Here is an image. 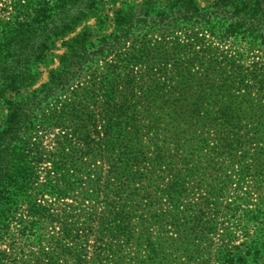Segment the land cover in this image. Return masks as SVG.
<instances>
[{
	"label": "rangeland",
	"instance_id": "rangeland-1",
	"mask_svg": "<svg viewBox=\"0 0 264 264\" xmlns=\"http://www.w3.org/2000/svg\"><path fill=\"white\" fill-rule=\"evenodd\" d=\"M131 1L100 6L97 17L82 22L54 44L45 62L36 68L33 86L5 99L20 100L39 91L48 83L50 73L60 70L66 42L88 30L93 46L113 33V12ZM195 2L207 8L214 0ZM195 40L201 44L195 45ZM204 48L209 53L204 54L203 65L191 66V58ZM236 49L198 30L176 29L164 35L134 37L120 50L119 58L112 55L89 62L88 71L78 81L80 87L74 82L73 90L60 93L57 103H52L56 106L45 108V120L30 135L28 149L33 153L29 161L36 175L34 202L44 211L34 212L33 202L18 200L16 211L5 228H0V264H48L50 259L54 264H220V253L232 247L242 251L259 241L264 229L259 221L247 223L246 218L264 206L263 143L234 145L246 135L264 136V118L252 111L254 106L264 107L257 91L264 82V54L245 50L238 58ZM225 61H231L234 71L230 74L227 65V76L248 82L245 90L233 80L234 89L229 92L237 94L235 104L241 96L248 99L249 108L242 106L239 125L219 119L221 105L212 100H205L199 114L204 121L195 127L191 126L194 118L179 121L168 104L161 108L162 100L181 98L172 88L175 81H185L182 76L169 78L174 74L170 69L189 68L193 75L190 83L197 88V84L219 83L217 72ZM208 64L219 70L208 71ZM129 74L140 79L131 84L132 92L127 90ZM109 78H118L113 83L118 88L112 94L100 90V84ZM82 87L98 96L94 100L99 106L108 95L117 106L138 98L155 103L150 104V114L144 105L137 106L138 128H127L107 153L97 150L88 154L82 139H92L93 130L86 128L80 136L71 135L73 131L86 126L85 117L92 114L102 138L108 113L115 118L124 111L95 110L92 99L84 109H74L73 104L84 96L80 95ZM189 87L188 96L193 95ZM6 114V107L0 105V127ZM76 119L84 121L79 124ZM56 166L62 170L56 171ZM175 185L178 187L172 189ZM94 189L101 193L93 196ZM115 213L124 215L126 228L109 221ZM103 215L105 222L100 223Z\"/></svg>",
	"mask_w": 264,
	"mask_h": 264
},
{
	"label": "trees",
	"instance_id": "trees-1",
	"mask_svg": "<svg viewBox=\"0 0 264 264\" xmlns=\"http://www.w3.org/2000/svg\"><path fill=\"white\" fill-rule=\"evenodd\" d=\"M119 0H0V105H4L7 110L3 125L0 127V228H5V222L11 218L16 211L18 200L28 199L33 202L31 210L34 212L44 211L42 207L36 206L34 196V184L36 175L34 167L29 160L33 153L29 150L30 135L34 132L38 123L45 120L43 113L45 108L56 106L57 97L60 93L73 90V83L78 82L83 74L88 71L89 62L106 56H118L126 43L132 38L145 36L147 34H165L172 30H198L203 34L217 40L219 43L235 46L238 58L242 56L240 51H261L264 54V0H214L211 6L201 8L195 0H169L165 3L159 0H140V2H124L113 12L114 31L108 36L101 38L93 46L90 44V32L85 30L77 34L74 38L66 42V54L61 59V68L57 72H51L48 83L41 89L33 93L30 97L9 101L7 95L18 92L24 88L33 86L36 80V68L43 64L47 53L52 50L54 44L64 39L82 23L99 15L98 9L105 3L116 4ZM144 38V37H143ZM201 44L195 40V45ZM145 45V43H144ZM193 45V44H192ZM193 45V47H195ZM209 49L204 48L200 55L196 52L190 60L191 66L195 64L203 65L202 58ZM199 55V57H198ZM120 56V55H119ZM118 56V58H119ZM217 72L219 83L216 85L209 83L197 84V88L192 81L189 68L175 66L169 70L174 73L169 78L181 77L185 81H175L173 91L181 94V98L174 100H162L161 108L168 104V109L174 111V116L179 121L186 122L188 117L194 118L192 127L203 122L199 118L205 100L215 101L221 105L219 119L224 122L239 125L243 120L242 106L247 107L248 99L241 96L238 103H234V94H229L233 88V80L236 81L239 89L247 90L248 82L242 77L230 78L226 74L227 65L229 73L232 71L231 61ZM159 71L161 68H158ZM218 71L219 68L207 65V70ZM146 72H148L146 70ZM112 73V72H111ZM167 74V73H166ZM148 78L151 74H146ZM119 76V75H117ZM127 90L132 92L134 84L138 83V77L127 75ZM190 78V79H189ZM118 79V78H115ZM115 79L109 78L106 84H100V90H106L112 94L117 89ZM255 80V76L252 77ZM140 81V79H139ZM143 81H146L143 78ZM173 83V82H172ZM132 84V85H131ZM192 88L193 95L188 96ZM76 85L79 88V82ZM144 86V83L142 82ZM170 89V88H169ZM81 88L82 96L73 104L74 109H84L89 101L96 99L97 95H90L91 91ZM79 91V90H77ZM238 93V89H235ZM257 91L264 100V82L260 83ZM86 94V95H85ZM234 95V96H233ZM107 95H104L106 97ZM75 97V96H74ZM89 98V99H88ZM227 98L223 103L221 100ZM53 102H56L52 105ZM119 106L108 95L102 106L97 100L93 101L95 110L108 111L119 109L124 114L119 113L115 118L112 113L106 116L107 122L102 127V138L96 130L95 116L85 117L86 126H80L79 130L73 131L71 135L80 136L86 128H91L93 137L83 138L85 141V151L92 154L95 151L107 153L114 146L113 140L117 141L126 129L138 128V121L135 116L138 114V105H144L147 114L151 113V107L155 100L138 98V101L129 99L121 102ZM252 111L258 114L259 118H264V107L254 106ZM207 113V112H205ZM47 119V118H46ZM77 120L81 124L84 120ZM115 134V137L113 135ZM115 138V139H113ZM234 146L245 147L251 142L262 141L264 147V136H245L237 139ZM86 141H88L86 143ZM223 143L225 141L222 140ZM116 144V143H115ZM114 144V145H115ZM62 170L56 166L55 170ZM173 186L172 189L177 188ZM106 192H109L104 188ZM60 195L65 193L59 192ZM100 189H94L92 195H99ZM263 204V203H262ZM259 213L246 218L247 223L259 221L264 229V206H258ZM256 211V212H258ZM126 218L122 213L113 214L109 220L117 223L119 227L124 225ZM100 223H104V215L99 218ZM258 223V222H257ZM264 232V230H263ZM259 241L244 246L232 247L230 250L220 253L218 261L220 264H264V233L257 238ZM263 240V241H262ZM244 245V244H243ZM238 250H240L238 252ZM220 259V260H219ZM48 264H54L52 260H47ZM37 264H42L40 261Z\"/></svg>",
	"mask_w": 264,
	"mask_h": 264
}]
</instances>
